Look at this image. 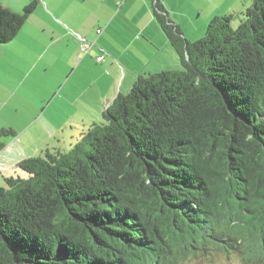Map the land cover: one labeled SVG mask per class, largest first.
<instances>
[{
  "label": "trees",
  "instance_id": "obj_1",
  "mask_svg": "<svg viewBox=\"0 0 264 264\" xmlns=\"http://www.w3.org/2000/svg\"><path fill=\"white\" fill-rule=\"evenodd\" d=\"M20 12L0 0V45ZM179 59L139 75L68 150L0 186V264H264V0L188 41L149 0Z\"/></svg>",
  "mask_w": 264,
  "mask_h": 264
},
{
  "label": "crops",
  "instance_id": "obj_2",
  "mask_svg": "<svg viewBox=\"0 0 264 264\" xmlns=\"http://www.w3.org/2000/svg\"><path fill=\"white\" fill-rule=\"evenodd\" d=\"M29 1L1 3L20 12ZM159 1L188 41L213 16L243 11L237 0ZM178 66L149 0H39L0 45V186L25 176L21 160L71 148L139 75Z\"/></svg>",
  "mask_w": 264,
  "mask_h": 264
},
{
  "label": "rangeland",
  "instance_id": "obj_3",
  "mask_svg": "<svg viewBox=\"0 0 264 264\" xmlns=\"http://www.w3.org/2000/svg\"><path fill=\"white\" fill-rule=\"evenodd\" d=\"M251 0H237L236 2V8L242 6L243 11L250 5ZM241 15L237 12L235 13V17L232 20V26H236L239 23ZM208 24V23H207ZM126 85V82L124 83V86ZM123 86V88H124ZM124 94L127 93V89L123 90ZM102 118H100L101 120ZM78 137V136H77ZM77 141V138L74 139L72 136V142L69 146ZM68 145V144H67ZM69 146H66L68 148ZM183 264H240V260L237 255L229 254L225 255L223 252H213L212 255L209 256H199V257H190L188 260H186Z\"/></svg>",
  "mask_w": 264,
  "mask_h": 264
},
{
  "label": "built area",
  "instance_id": "obj_4",
  "mask_svg": "<svg viewBox=\"0 0 264 264\" xmlns=\"http://www.w3.org/2000/svg\"><path fill=\"white\" fill-rule=\"evenodd\" d=\"M97 32L99 33V32H100V29H98ZM88 47H89V44H88V43H82V44H81V50H83V51H85ZM103 59H104V55L101 54V55L98 57V60H103Z\"/></svg>",
  "mask_w": 264,
  "mask_h": 264
}]
</instances>
